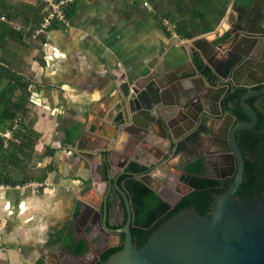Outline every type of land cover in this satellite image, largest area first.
<instances>
[{
	"label": "crops",
	"instance_id": "0c3cea01",
	"mask_svg": "<svg viewBox=\"0 0 264 264\" xmlns=\"http://www.w3.org/2000/svg\"><path fill=\"white\" fill-rule=\"evenodd\" d=\"M73 6L66 26L0 53L5 67L12 64L29 81L28 119L40 135L35 156L43 160L33 169L52 168L44 182L0 185V264H90L100 257L102 239L91 243L84 234L90 222L79 232L69 224L82 204L105 203L92 167L79 154L107 141L121 123L115 86L141 84L159 67L168 70L179 58L180 46L190 58L177 70L195 73L196 56L216 77L204 57L217 62L230 49L242 52L241 39L230 42L233 25L239 17H255L256 7L263 6L259 13L264 14V0H74ZM169 51L170 61L165 59ZM202 85L204 92L210 91L206 82ZM147 139L132 141L113 168L123 171L130 162L148 167L170 153L163 132ZM114 207L107 218L112 228L121 223ZM104 232L107 247L118 243L115 235ZM68 241L76 242L72 249ZM81 241L87 250L76 255Z\"/></svg>",
	"mask_w": 264,
	"mask_h": 264
},
{
	"label": "water",
	"instance_id": "95a60500",
	"mask_svg": "<svg viewBox=\"0 0 264 264\" xmlns=\"http://www.w3.org/2000/svg\"><path fill=\"white\" fill-rule=\"evenodd\" d=\"M256 8L255 17L249 16L245 20L239 17L233 25L230 42L236 44L241 39L242 52L230 49L226 57L217 62L214 58L204 57L218 78L215 84L199 71L195 63H192L195 73H181L190 56L185 46H180L177 49L180 56L168 70L162 71L159 67L154 76L144 79L141 84L115 86L122 113L121 123L109 134L107 141L79 154L92 167L95 187L102 186L100 193L105 197V203L101 201L94 205L98 211L82 204L86 211H80L74 221V226L79 229L96 215L101 226L118 239L117 244L109 247L122 246V249L102 264H264V193L245 200L235 199L245 171L236 134L241 130H252L258 124V114L247 99L264 93V86L256 89L264 85V29L260 28L264 14L259 13L263 6ZM170 53L172 51L165 57L168 61ZM182 65L184 68L177 70ZM196 75L198 80L189 78ZM201 82L209 85V92L202 90ZM240 87L247 89L240 104L249 121H239L231 110L222 109L227 92ZM173 95L174 99H170ZM223 116L235 120L234 125H223L219 130L224 138H220V142L228 153H232L233 172L223 175L220 180L227 176H233L234 180L225 192L214 196L211 215L203 216L193 207L182 210L156 229L143 247L135 248L131 233L133 211L127 194L117 183L114 159L124 154L132 141L144 142L158 132H163L170 141V152L198 146L201 141L205 142L208 123ZM163 160L164 157L145 167V173L123 174L134 177L161 196L154 180ZM113 184L124 201L127 215L125 225L118 230L107 222L106 192ZM167 202L173 207L176 205ZM99 260L98 255L90 264Z\"/></svg>",
	"mask_w": 264,
	"mask_h": 264
},
{
	"label": "trees",
	"instance_id": "16d2710c",
	"mask_svg": "<svg viewBox=\"0 0 264 264\" xmlns=\"http://www.w3.org/2000/svg\"><path fill=\"white\" fill-rule=\"evenodd\" d=\"M35 7V10H38L40 13V18L29 34L30 37H33L35 28L42 22L44 17L43 5L38 2V6ZM67 12L69 17L73 15V3L68 7ZM10 16L13 17L12 15ZM4 28L6 30L4 29V32L0 33V42L5 41L7 37H14L17 34L16 29L12 27L4 25ZM194 62L199 71L210 81L213 83L217 82L216 77L212 74L209 67L205 66L199 57L194 56ZM0 65L8 70L10 69V66L5 67L3 64ZM3 71L7 72L6 70ZM4 76V73H0V130L11 129L18 124L19 127L14 131V136L16 139L21 137V140L11 141L9 147L5 148L4 140L0 138V162L7 161L4 165L0 163V185L16 187L29 184L34 180L44 182L48 173L52 170L51 167H46L44 174L36 179L29 176L23 179L13 177L15 169L11 168H16L13 166L21 161L20 158L27 160L35 156V147L40 135L33 129L32 123L28 119L29 109L27 106L29 103L22 96L23 91H28L29 81L21 85L20 80L22 77L18 75L15 78L9 77L7 83L3 85ZM261 88L262 86H258L256 89ZM17 91H21V94L15 99ZM246 92L247 89L243 87L237 88L234 91L229 90L223 100L224 107L232 110L240 121H249V117L245 114L240 104L241 97ZM247 103L256 110L259 120L258 124L252 130H241L237 132L238 144L245 161L244 179L236 194V198L242 200L253 198L255 193H261L263 191L261 184L264 173V93L247 99ZM68 142L72 143L73 139H68ZM48 153L52 154L53 151H48ZM127 170L132 173H144L146 168L138 163L131 162ZM186 172L187 175L184 180L192 187L193 191L183 197L174 207L134 177L128 174H123L119 177L118 184L127 194L133 211L131 233L135 248L140 249L143 247L156 229L182 210L193 207L203 216L209 217L211 215V203L214 196L222 194L226 188L220 187V181L203 176L204 163L202 159L188 165ZM119 198L120 208L124 211V220L115 228L124 226L127 216L121 195H119ZM113 207L114 203L110 202L108 210L113 209ZM78 211H76L75 217L78 216ZM70 239L69 237V241ZM69 241L67 242V246L69 249H72L76 242H73V245H71ZM78 245L80 246H77L74 250L76 255H81L86 252L87 244L85 241L79 242ZM121 249L122 246H117L104 250L100 254V260L94 264H102L112 254Z\"/></svg>",
	"mask_w": 264,
	"mask_h": 264
},
{
	"label": "flooded vegetation",
	"instance_id": "af4514ba",
	"mask_svg": "<svg viewBox=\"0 0 264 264\" xmlns=\"http://www.w3.org/2000/svg\"><path fill=\"white\" fill-rule=\"evenodd\" d=\"M259 86H262L263 88L264 85H259ZM222 106H223L222 109L230 110L229 108L224 107L223 101H222ZM229 124L234 125L235 120L233 122L231 119L230 120L226 119L225 116H223L222 118L216 119L212 123H208L209 127H208L207 137L205 138V142L201 141V143L198 146L197 145L192 146V147L187 146L185 148L180 149L178 152L173 151L164 156L163 163L160 166V168H158L157 175L154 180V186L155 187L157 186L156 189L160 191L161 197L164 200L177 204L183 197L187 196L193 191L192 187H190L189 184L184 180V178L187 175L186 168L188 165L195 163L200 159H202L204 163L203 176L220 181L221 182L220 187L226 188L225 191L229 188L230 184L234 180V177L227 176L224 180H220V178H222L223 175L231 174L233 172V167L231 166L233 165L231 162L232 153H228L224 145L220 142V138L223 140L224 138L220 135V131H219L221 126L229 125ZM236 139H237V134H236ZM130 163L127 164V166L125 167L123 171H116L115 177L117 178V180L119 179L121 175H123V172H128L127 169ZM261 185H262L263 191L261 193L260 192L255 193V196L257 194L264 193V173L262 176ZM179 186L183 187V191H184V193L181 195L178 193ZM106 194L108 195L107 204L109 205L110 202L114 203L115 205L114 210L117 216L120 218L121 223H122L124 220V211L120 208V205H119L120 204V198H119L120 194L115 189L114 184L109 185V190H107ZM236 194H235V199H237ZM165 196L173 200V202L165 198ZM80 211H86V208L83 207V210H82V206L81 208L79 207V211H78L79 214L72 221L73 222L72 229L75 230L76 232H79V230L78 228H76V226H74V221L75 219L79 217ZM88 222H90L91 229L86 230L84 232L87 239L93 242L95 238L100 237L103 241V245L101 244L103 247L101 252L108 249L109 247H107L108 246L107 235L104 232V229L101 226L97 216L92 215V217H90ZM120 228H114V229L118 230ZM112 241L115 242L114 239Z\"/></svg>",
	"mask_w": 264,
	"mask_h": 264
},
{
	"label": "rangeland",
	"instance_id": "374dc122",
	"mask_svg": "<svg viewBox=\"0 0 264 264\" xmlns=\"http://www.w3.org/2000/svg\"><path fill=\"white\" fill-rule=\"evenodd\" d=\"M33 1L34 0H2L0 2V33L4 32V29L6 30V28H4V25L16 29V33H17L14 35V37H9V38L7 37L5 41L0 42V53H2L3 50H8L9 52H12V49L13 48L14 49L19 48L20 47L19 45H22V44L27 45L26 41H29V39L31 38L29 36V34L32 32L33 27L36 26V24L40 18L39 11L35 10L36 9L35 6H38V2L35 5V4H33ZM10 15H12L13 17H11ZM34 46L36 48H38L37 45H34ZM2 63H3V60H2V54H1L0 64H2ZM8 66H10L9 70L0 65V73H4V75H5L3 85H5L7 83L9 77H11V78H15L16 76L18 77V75L13 72L12 64H8ZM3 70H6L7 72H5ZM21 77H22V79L20 80L21 85L28 83L27 77H24V76H21ZM16 93H17V95L15 96V99H17L19 97V95L21 94V91H17ZM29 94L30 93L28 91L27 92L23 91V93H22L23 99L24 100L26 99L27 103H29V97H30ZM17 140L18 141L21 140V137ZM20 159H21V161L13 166L16 168H11V169H15L13 172L14 173L13 177H16L19 179H23L26 176L36 178V177H40L41 175L44 174L45 169L42 171L38 168L33 169V168H35L34 165L37 162H39V161L43 162V160H42V158H40V156H38V157L34 156V157L29 158L27 160L22 159V158H20ZM6 162H0V163H1V165H4ZM30 167H31V169H30ZM0 172H1V169H0ZM178 193L180 195L184 193L183 187L179 186ZM165 198L169 199L166 196H165ZM169 200L173 202V200H171V199H169ZM69 226H70L69 229L71 231H73V229H72L73 228L72 227L73 222L72 221L69 224ZM90 229H91V227H88L87 230H90ZM99 241H100L99 237L94 239V243L97 242V244H99ZM91 243H93V242H91ZM93 245H95V244H93Z\"/></svg>",
	"mask_w": 264,
	"mask_h": 264
},
{
	"label": "built area",
	"instance_id": "2783aa9c",
	"mask_svg": "<svg viewBox=\"0 0 264 264\" xmlns=\"http://www.w3.org/2000/svg\"><path fill=\"white\" fill-rule=\"evenodd\" d=\"M74 0H38L43 5L44 17L42 22L35 28L33 38L46 35L57 26L67 25L69 16L67 9ZM169 24L168 22H166ZM19 127L16 124L11 129L0 130V138L4 140V147L8 148L11 141H18L14 136V131Z\"/></svg>",
	"mask_w": 264,
	"mask_h": 264
}]
</instances>
